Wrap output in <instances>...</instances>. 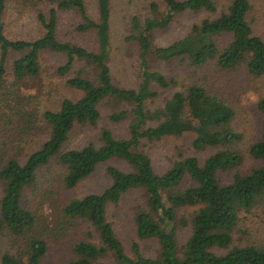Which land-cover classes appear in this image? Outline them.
Wrapping results in <instances>:
<instances>
[{"label":"trees","instance_id":"trees-1","mask_svg":"<svg viewBox=\"0 0 264 264\" xmlns=\"http://www.w3.org/2000/svg\"><path fill=\"white\" fill-rule=\"evenodd\" d=\"M26 1L36 6L46 3L49 16L38 15L44 31L40 38L11 40L5 34L3 22L8 0H0V97L7 94L8 60L14 53L21 54L13 62L15 89L26 79L40 76V59L45 52L65 57V65L57 69L60 77L68 76L77 62L84 64L89 77L78 74L67 80V87L82 93V97L76 101L66 99L59 111L44 113L42 122L49 137L38 149L30 151L25 159L17 154L6 161L0 158L3 184L0 232L8 230L14 236L29 237L26 255L5 254L2 264H41L47 256L49 248L44 237L33 236L37 217L23 200L25 190L36 182L39 170L56 158L67 169L64 186L68 190L90 178L101 165L107 164L111 180L103 193L73 199L65 206L63 215L67 221L88 224L92 231L90 241L73 246L74 259L69 264H107L108 256H113L117 264H264V249L235 240L242 215L254 210L264 212V122L261 140L249 150L260 166L242 175L238 169L243 155L237 144L243 137L233 129L235 112L224 100L195 85L184 92H175L162 109L147 108V101L159 96L157 89L179 86L176 79L151 71V56L168 62L183 59L193 67L215 62L222 70L246 64L252 76H264V39L254 33L249 20L254 9L251 0H230L224 11L219 10L218 0H163L168 7L166 17L146 20L143 26L135 19L133 29L138 34L129 39L135 40L141 49V82L136 90L118 88L113 82L109 67L111 0H97V21L88 15L84 0ZM156 10L154 5L153 11ZM63 12L79 15V33H95L99 44L97 52L59 41V18ZM200 12L212 17L194 25L184 39L172 46L153 49L151 38L157 29L166 28L178 15ZM223 35L232 38L225 48L215 41ZM104 102L114 109L109 115L111 123L119 124L131 118L128 137H116L110 129L102 128L99 146L89 144L62 153L76 127L99 126ZM123 105L130 110L118 111ZM258 110L264 117V98ZM22 117L25 120L17 139L27 138L39 129L36 114L26 111ZM191 131L193 149H213L214 154L203 164L198 158L181 156L166 173L156 174L150 157L142 149L143 142L180 139ZM10 143L15 141L2 144L0 154L9 151ZM112 161L124 163L128 170L109 165ZM234 171L233 181L223 184L219 176ZM186 179L193 185L183 187ZM131 190L144 192L145 208L139 207L135 213L136 234L142 241H158L159 254L155 259L145 258L137 244L133 245L134 256L127 255L108 220L109 207L117 206ZM188 209H194L189 219L179 216ZM189 226L190 238L181 248L177 231Z\"/></svg>","mask_w":264,"mask_h":264},{"label":"rangeland","instance_id":"rangeland-1","mask_svg":"<svg viewBox=\"0 0 264 264\" xmlns=\"http://www.w3.org/2000/svg\"><path fill=\"white\" fill-rule=\"evenodd\" d=\"M88 15L98 20L97 0H84ZM184 1V0H181ZM230 0H218V8L224 11ZM253 13L251 21L254 33L264 39V0H251ZM46 3L36 6L26 0H8L3 16L5 34L11 40H35L43 36L38 15L44 13L49 16ZM156 5V12L153 6ZM111 26H110V58L109 67L114 84L121 89L138 88L141 82L140 53L141 49L131 36L138 34L133 29L136 19L144 25L149 19H162L168 13V7L163 0H111ZM209 13H184L174 17L172 23L163 29H157L151 38L153 49L168 48L184 39L194 25L211 18ZM58 39L63 43H74L89 51L97 52L99 44L94 32L79 33L77 26L81 23L78 14L63 12L59 18ZM221 48L227 47L232 38L223 35L215 39ZM21 54H11L8 60L7 94L0 97V146L8 145L9 151L0 154L5 161L17 154L25 159L29 152L38 149L49 137V131L43 124V115L47 111H59L62 102L66 99L76 101L82 93L67 87V80L82 74L89 77L83 63L77 62L73 71L66 77L57 75V69L64 66L66 59L61 54L45 52L40 59V76L26 79L19 86L13 88V62ZM151 71L163 74L167 79H176L179 86L169 89H157L159 96L147 101V108L156 111L162 109L164 104L177 91H186L192 86L204 87L211 95L224 100L234 112L233 129L243 139L237 144L243 155V163L238 169L242 175L249 174L260 166L249 150L251 146L261 140L263 135L264 117L258 110L260 101L264 98V76H252L246 64L233 70H222L215 62L203 67H193L183 59L161 61L155 56L150 57ZM130 110L124 105L117 109ZM101 121L98 127L78 126L70 134L62 153L80 149L89 144L99 146V134L102 128L110 129L116 137L127 138L131 118L119 124L109 121V115L114 111L107 102L101 105ZM32 112L38 116V130L29 137L17 139L19 130L23 125V114ZM19 140V141H18ZM194 134L192 131L184 137L165 138L161 141L143 142V151L150 157L153 168L158 175L166 173L180 157L198 158L201 164L211 155L213 149L196 151L192 147ZM109 165L127 171V167L120 161H112ZM234 172L221 174L219 179L223 184L233 181ZM67 169L60 163L59 158L54 159L48 166L41 168L37 174L36 182L24 192V204L32 211L38 222L33 236L44 237L48 244V254L41 264H69L73 259L72 248L82 241H90L92 232L89 225L82 222H69L64 218L63 210L73 199H79L91 194H101L110 185L107 175V164L101 165L96 172L78 187L68 190L64 186ZM193 185L186 179L183 187ZM3 196V184L0 182V200ZM146 199L142 190H131L123 196L117 206L109 207L108 220L112 224L116 235L123 243L127 255L133 257V245L137 244L142 255L148 259H155L159 254V244L155 239L142 241L136 234L135 213L139 207L145 208ZM194 209L181 211L179 216L189 219ZM91 231V232H90ZM191 235V227H180L177 231L179 247H183ZM32 236V235H31ZM29 237L14 236L8 230L0 232V264L5 254L13 257L25 256ZM236 242L246 245L254 244L264 249V212L254 210L250 214L241 216ZM107 264H117L113 256L105 259Z\"/></svg>","mask_w":264,"mask_h":264}]
</instances>
